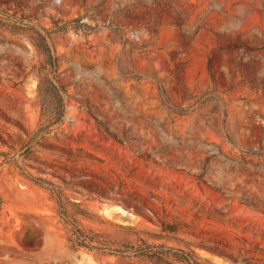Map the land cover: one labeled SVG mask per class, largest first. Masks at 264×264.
Here are the masks:
<instances>
[{
	"label": "rangeland",
	"instance_id": "rangeland-1",
	"mask_svg": "<svg viewBox=\"0 0 264 264\" xmlns=\"http://www.w3.org/2000/svg\"><path fill=\"white\" fill-rule=\"evenodd\" d=\"M264 264V0H0V264Z\"/></svg>",
	"mask_w": 264,
	"mask_h": 264
},
{
	"label": "trees",
	"instance_id": "trees-1",
	"mask_svg": "<svg viewBox=\"0 0 264 264\" xmlns=\"http://www.w3.org/2000/svg\"><path fill=\"white\" fill-rule=\"evenodd\" d=\"M179 261H183L186 264H207L205 261L200 259L196 253L192 250L185 252V254L178 256Z\"/></svg>",
	"mask_w": 264,
	"mask_h": 264
}]
</instances>
